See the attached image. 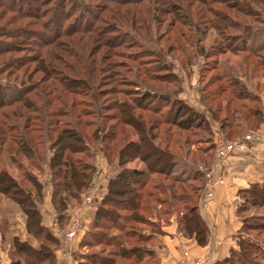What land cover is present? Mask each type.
<instances>
[{
  "label": "rangeland",
  "instance_id": "obj_1",
  "mask_svg": "<svg viewBox=\"0 0 264 264\" xmlns=\"http://www.w3.org/2000/svg\"><path fill=\"white\" fill-rule=\"evenodd\" d=\"M231 47L238 50L236 54L230 52ZM45 62L54 70L44 67L46 71L41 72ZM159 63L167 69L156 68ZM48 73L61 75L62 83L79 92L63 90L57 80L43 78ZM234 82L246 96L232 94ZM49 84L57 88H48ZM26 88L35 93L24 96ZM45 88L50 90L46 93ZM21 97L50 113L63 102L70 112L59 116L37 112L41 119L31 115L27 132L25 120L10 115L19 109L26 113L21 102L13 103ZM124 104L134 109L132 115H141L148 123L161 115L168 119L159 127L162 135L151 137L157 151L146 160L129 155L133 151L128 141L135 137V130L120 120ZM118 109L122 114L118 112L116 119ZM156 109L160 111H151ZM263 111L264 0H0V140L6 135V125L18 123L8 137L25 134L32 140L27 150L37 159L32 161L31 155L25 156L26 150H17L18 145L9 139L6 147L12 152L3 154L1 159L6 162L0 168H8L18 184L33 194L37 207L43 200L39 192L44 183L59 179L51 159L63 140L85 149H64L66 159L79 158L95 166L92 182L80 198L64 192L57 198L59 203L54 202L57 222L66 228V242L77 245L73 264H159L156 252L164 226L173 220L181 232L190 234L182 229L181 216L194 206L191 199L197 201L200 196L205 176L198 171L213 164L219 132L225 136L227 131L232 135L227 140H235L228 127L238 123L234 131L252 128L253 114ZM53 121L60 130L66 128L65 135L76 131L82 139L72 136L59 141V130L48 129ZM221 124L226 126L222 131ZM121 147L131 160L120 162ZM10 155L17 163L11 162ZM165 162L169 167L165 168ZM122 168L150 171V179L142 176L143 188L134 184L142 193L138 208L110 205V201L124 205L136 200L129 192L111 194L103 201L110 179ZM158 168L166 171L161 173ZM26 174L30 178L25 179ZM12 189V194L0 191V264H27L26 256L32 260L35 254L19 250L26 242L9 233L7 220L13 222L21 210L12 199L21 194ZM179 193L188 198H180ZM244 197L237 248L217 261L221 264H264V204H256L250 194ZM22 213L27 230L36 236V228L29 227ZM126 215L134 218L118 225L126 221ZM77 216L80 227L68 239ZM135 235L149 239L135 242ZM38 237L44 239L40 232ZM45 242L46 249L56 245L49 239ZM138 250L142 261L133 254ZM18 252L23 258L19 259ZM42 253L44 264H57L56 256Z\"/></svg>",
  "mask_w": 264,
  "mask_h": 264
},
{
  "label": "trees",
  "instance_id": "obj_2",
  "mask_svg": "<svg viewBox=\"0 0 264 264\" xmlns=\"http://www.w3.org/2000/svg\"><path fill=\"white\" fill-rule=\"evenodd\" d=\"M217 15H218V13H217ZM222 18H223V16L220 17L219 20H221ZM237 51H238L237 49L231 47V50H230L231 53H235L236 54ZM256 52H258V51H256ZM43 61H45L44 60V56H43ZM166 66L167 65L159 63V64L156 65V68H160V69H165L166 70L167 69ZM44 67L48 68V71H50V72L52 70H54V66H53V69H52V64H47L46 63L45 66H43V68L40 69L41 72L45 70ZM49 73L46 74V75L42 74L43 78H45V79L46 78L53 79V82L57 80L60 84H62V89L63 90L67 89L70 92H74V91L75 92H79L78 89L71 88L70 86H67L66 84L62 83V76L61 75L60 76L57 75L56 77H52V75L49 74ZM157 76L158 75H156V77ZM152 78H155V77H152ZM232 80H233L232 76H229V81L233 82ZM233 86L234 87H233V89L231 91L232 94L235 93V94L238 95V97L246 96V93H243V92L238 90L237 86H240L238 84V82H234ZM53 87L57 88L56 85H54V84H49L48 88H53ZM46 88L44 90H46ZM31 90H32V88H26V90L24 92L25 93L24 96L28 95L30 92L31 93H35V91H33V90L31 91ZM49 90L50 89H47L44 92L47 93ZM34 96L36 97V94H34ZM247 96H248V94H247ZM23 97H21V99H19V98L18 99H13V101H14L13 103L21 102V104L25 106L24 108L26 110V113H21L20 112L21 110L19 109V110L12 111V113L10 115L13 116V117H16L17 119L18 118L24 119L25 123H26L25 124V130L27 132H30L29 120L32 118L31 115L35 114V116H36L35 118L41 119V115H37V114H39L37 112H43L45 116H47L46 112H48L49 116L50 115L51 116H59L61 114L62 115L63 114H67L68 115V113L70 112V110L64 109L65 105H64L63 102H61L62 107L61 106L60 107H55L54 110H52V112L50 113L49 109H47V108L42 109V108L33 106L32 104H29V102L26 101V99H23ZM56 98H57V100H60L61 97H57L56 96ZM177 98L181 101V99L179 97H177ZM125 103H127V102H125ZM50 104H52V103H50ZM122 107H123V109H122V112H123L122 116L123 117H120V120H121V122L123 124H128V125H130L131 127L134 128V130H135V135L134 136L137 139H135V137H132L128 141V146H131L132 151H133L132 153H130V154L127 153L126 150L123 147H121L120 154H119L120 162L122 161V159L131 160V159H128V158H131L130 156H128V154L133 156L132 157L133 159L134 158L135 159L140 158V159L146 160V159H148V157H150L151 154H153V151H157V149L155 148L156 144L153 142L154 138H151V137L162 135L160 132H158L159 131V127L165 122L168 123V119H163L166 116L161 115L160 117L154 119V121L148 123L147 121H144V119H143V117L141 115H138V116L132 115L131 112L134 109L133 108L131 109L129 104H124ZM119 110L120 109H118V111L115 113V118L116 119H119V115H118ZM151 111L155 112V113H158L160 110L156 109V110H151ZM122 112L120 111L119 113L122 114ZM81 113L88 114V111H84L83 110V111H81ZM262 114H263V112L253 114L254 120H255V125H253L252 128H240L241 130L234 131L233 128H235V126H239L238 123L236 125H232L233 127L231 126V127H228V128L232 129L233 136H235L237 138H240V137H242V135H244L250 129H260L259 125H260V122L263 120L262 119ZM10 115H8V116H10ZM17 115H19V117ZM77 115H78V117L80 116V114H77ZM197 117H199V116H197ZM55 122H58V121H55ZM148 124L149 125L151 124V125L149 126ZM18 125H19L18 123H15V124L6 125L4 127L5 128L4 132H5L6 135H5V137L2 140H0V141H3V145L2 146L0 145V165H1V162L2 163L6 162V160L1 159L2 157H4L3 154L6 153V155H8V154H10V152H12L10 147H6V144L8 143L9 139H10V141H12V143L18 145L17 150H23L24 149V150H26L25 151V156H26V153H27V156L31 155L32 158L30 157V159L32 161H36L37 160L35 158V155L30 152L31 150H27L28 149L27 143L29 144V142L32 141V140L30 138H26L25 134L18 133V137L17 138L10 137V136L8 137V134L11 132V130H14V129L17 130L18 129ZM76 125H80L79 121H78V123H76ZM49 126H50L48 128L49 130L53 129L56 133L60 132V135H58L59 136L58 137L59 141L62 140V139H66L67 137L70 138L72 136L75 137V139H78V140H80V138L82 139L81 135L78 134L76 131H75V133L72 132V133H67V135H65L64 133H66V128H62L60 130L59 125L58 124L55 125L54 121L51 122L49 124ZM225 127L226 126H223L221 124V126H220L221 131ZM70 128H73V127H71V125H70ZM1 129L2 128L0 127V131H1ZM58 130H59V132H58ZM242 132H243V134L240 135ZM224 134H225V138L226 139L230 138V136L232 137L231 134H230V136H228L229 133L227 131H225ZM31 137H32L33 140H36L34 138H37V136H35V135H33ZM97 138H98V136H96L95 140ZM100 139H101V137H100ZM83 140H84V143H85V137H83ZM98 140H99V138H98ZM62 142L63 143L61 145H59V147H57L56 152L54 153V155H53V157L51 159V163H52L51 166L54 167V168H56V166L58 167V170H56V172H54V176L56 177V180H57V178H59V179H58V181H55V182L53 181V183H55L53 201L56 204L59 203V202L57 203L58 196L60 194H63L64 192L67 193V194H70L72 196H75L77 198H80V194L82 193V191L91 184V182H92L91 180L93 179L94 168H95V166H93V164H91V165L83 164L82 160L79 159V158H73V157L67 156V159H66V155H63V154H65L64 151H63L64 149L65 150H69L71 152H77L76 150L83 151L85 149L82 148V146H80V147L79 146H74L72 143L70 144V143H68V142H66L64 140ZM82 143H83V141H82ZM112 147H114L116 149V145L115 144H113ZM109 150L111 151L110 147L108 148L107 152ZM113 151H115V150H113ZM167 151H166V153L168 154ZM167 154H165V155H167ZM4 159H7V158H4ZM10 159H11V162L13 161L14 163H17V162H15L16 160L14 159L13 155H10ZM164 165H165V168L169 167V164H167L166 162L164 163ZM64 167L66 168V170H65ZM0 169H1L0 170V191L3 193V195H6L5 193L12 194V191H13L12 188H16V191L14 190V194L20 193L21 197L17 198V196H13V197L11 196L12 199L17 204L20 205L22 211L27 215V218H28V220L30 222L29 223V227H35L36 228V231H35L36 235H38L39 232L41 234H43L44 230H43V228L40 225L41 224V217H40L39 210L36 207V202H35V198L33 197V194L32 193L29 194L30 192H27L24 188H22L21 184H18V182L15 180V177L12 174H10V171H9L8 168H0ZM150 170H151V167H150ZM157 170L159 172H161V173L162 172L164 173L166 171V169L164 170L163 168H160V169L158 168ZM198 172H199V174L202 175V173H200V170ZM142 176H144V178L146 180L150 179V171H148L146 173V171H141V170L130 171L128 168H122L120 171H118V174L116 176H114V177H112L110 179L109 184H108V191L105 193V195L103 197V201L109 199L111 194L123 195L126 192H129L132 195L136 196V200L131 199L132 200L131 202H126V203L123 202L124 205H121L122 203H115L114 201H110L109 202L110 205L113 206V207H116V208H120V207H123V209L130 208V210L138 208L142 204V202H141L142 193H140V191L138 190L137 186H134V184L136 182V185H138L139 188H143L142 186L146 185L145 184L146 182L145 183L142 182ZM24 177H25V179L30 178L29 175H27V174L24 175ZM132 180H134L133 181L134 182L133 185H132ZM180 180L181 179L176 180V181H180ZM3 182L5 183L4 186L1 185V183H3ZM62 185H65V186L62 187ZM156 186H157V189L161 188L158 183H156ZM69 187H73V188L75 187V190H71V189H69ZM125 187L127 189H124ZM201 190H202V187H200V191ZM179 194H180V198H182V199L188 198L187 194H181V193H179ZM247 194H250L252 199L256 200L255 201L256 204L257 203L264 204V189L258 188V187L251 188L250 190H247ZM39 197L40 198L42 197V192L41 191L39 192ZM251 197L248 198L249 201H250ZM166 198H164V199L162 198L161 200L166 201ZM199 198H200V196H199ZM199 198H197L198 199L197 201H193L191 199L190 202H195L194 206L191 205L190 207H188L190 209L185 214H183V216H181L182 221L180 222V224L183 225L182 229H184V231H188L190 233L189 235L196 233L197 236H198L199 241L201 243H203L206 240V238H205L206 235H207L206 230H207L208 227H207L205 221L203 220V218L198 213V205L197 204H198ZM245 199L247 200V197H245ZM26 203L28 204V207H26V205H25ZM131 204H134V205L132 206ZM23 206H25V207H23ZM60 207H62V209H63V206H62L61 203H60ZM241 210H242V207H241ZM126 216H127V218L125 217L126 221L124 223H118V225L121 226L122 224H126V223L130 222L132 220V218H134V217H131V216H128V215H126ZM121 222H123V221H121ZM147 239H149V237H147V236L135 235L133 241H135V242H145ZM134 246H137V245H134ZM19 250L24 251V252H28V253H31V254H35V257L32 260H28L27 259L28 256H26L27 264H44V262L42 261V259H44L42 252L46 253L47 255L50 254L47 251L45 246H43L40 251H35L31 246H29L26 243L24 245H20L19 246ZM133 254L137 258L141 259V255H139V250H138V252L133 251ZM18 255H21V254L18 252ZM49 256H51V254ZM141 261H142V259H141ZM16 264H20V263H16ZM48 264H52V263H48ZM215 264H221V263L217 262Z\"/></svg>",
  "mask_w": 264,
  "mask_h": 264
},
{
  "label": "crops",
  "instance_id": "obj_3",
  "mask_svg": "<svg viewBox=\"0 0 264 264\" xmlns=\"http://www.w3.org/2000/svg\"><path fill=\"white\" fill-rule=\"evenodd\" d=\"M262 119L259 125L260 129H264V111ZM218 128L221 130L220 127ZM219 133L223 135L221 132ZM260 147L264 150V145ZM104 157L103 160H105ZM250 158V153H241L219 163L215 169V176L224 179L222 184L217 183L208 186L206 175L201 171L205 179L201 185L202 190L197 205L198 213L208 227L206 240L201 243L196 233L185 235L178 229V225L171 220V224L162 229L164 235L161 236V245L156 252L159 264H181L180 259L183 250L189 252L191 259H207L204 264H215L237 248L240 237L239 231L243 222L240 215L242 213L241 204L245 202L244 195H248L247 190L251 188L264 189V165L255 164ZM208 190L212 193L211 201L203 204V199H205ZM53 194L54 183L50 180L48 184L44 183L43 200L37 206L41 217L40 225L42 228H46L41 234L44 239H40L38 235L35 236L27 230L25 215L19 208L16 219L13 222L7 220L9 233L19 237L35 251H40L43 246L46 247L45 241L49 239L56 245L52 250L48 247L47 251L56 256L57 264H73V255L77 245H74L73 241L72 244H69L65 240L66 228L60 227V223L57 222L58 213L54 205ZM17 220L19 224H17ZM1 242L2 235L0 234V246ZM18 256L19 259L23 258L22 254Z\"/></svg>",
  "mask_w": 264,
  "mask_h": 264
},
{
  "label": "built area",
  "instance_id": "obj_4",
  "mask_svg": "<svg viewBox=\"0 0 264 264\" xmlns=\"http://www.w3.org/2000/svg\"><path fill=\"white\" fill-rule=\"evenodd\" d=\"M259 145H264V129H257V131L245 133L241 138L229 141L225 136H219L215 140V160L213 164L207 169L201 168V171L204 172L207 177V185L212 186L217 183H224L223 178L215 176V169L218 167L219 163L227 161L235 154L250 153V159L255 164L264 165V150ZM211 197L212 193L208 190L205 199H203V204L210 202ZM79 227L80 220L79 216H77L72 229L67 234L68 239H73L75 237V232ZM206 261L207 259H191L187 250H183L182 252L181 264H204Z\"/></svg>",
  "mask_w": 264,
  "mask_h": 264
}]
</instances>
